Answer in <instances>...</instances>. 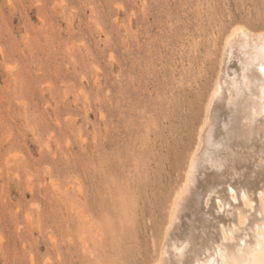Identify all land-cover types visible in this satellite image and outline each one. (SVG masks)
Returning <instances> with one entry per match:
<instances>
[{
  "label": "rangeland",
  "instance_id": "obj_1",
  "mask_svg": "<svg viewBox=\"0 0 264 264\" xmlns=\"http://www.w3.org/2000/svg\"><path fill=\"white\" fill-rule=\"evenodd\" d=\"M234 24L264 0H0V264L156 259Z\"/></svg>",
  "mask_w": 264,
  "mask_h": 264
},
{
  "label": "bare ground",
  "instance_id": "obj_2",
  "mask_svg": "<svg viewBox=\"0 0 264 264\" xmlns=\"http://www.w3.org/2000/svg\"><path fill=\"white\" fill-rule=\"evenodd\" d=\"M223 40L151 264H264V30L234 24Z\"/></svg>",
  "mask_w": 264,
  "mask_h": 264
},
{
  "label": "snow or ice",
  "instance_id": "obj_3",
  "mask_svg": "<svg viewBox=\"0 0 264 264\" xmlns=\"http://www.w3.org/2000/svg\"><path fill=\"white\" fill-rule=\"evenodd\" d=\"M260 71H261L262 73H264V66H262V67L260 68Z\"/></svg>",
  "mask_w": 264,
  "mask_h": 264
}]
</instances>
